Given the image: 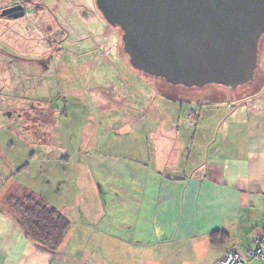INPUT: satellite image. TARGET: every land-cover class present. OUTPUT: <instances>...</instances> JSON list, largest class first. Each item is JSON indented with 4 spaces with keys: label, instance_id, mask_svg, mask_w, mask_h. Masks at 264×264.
Instances as JSON below:
<instances>
[{
    "label": "crops",
    "instance_id": "crops-1",
    "mask_svg": "<svg viewBox=\"0 0 264 264\" xmlns=\"http://www.w3.org/2000/svg\"><path fill=\"white\" fill-rule=\"evenodd\" d=\"M259 94L264 103V94ZM0 97V264H101L103 260V264H220L228 251L244 255L264 228V107L248 112L242 104L245 99L238 96L227 106L231 112L204 129L207 134L201 144L165 139L163 132L175 128L159 127L161 147L169 158L185 150L188 160L195 158L184 170L172 164L156 168L149 161L88 156L89 182H96L104 202L99 201V211L91 212L90 226H95L91 234L82 233L110 250L89 249L71 256L69 242L76 234H70L72 221L62 201L64 172L59 164L71 162L76 155L63 156L55 124L48 126L40 119L35 126L19 125L15 118L21 114L10 116L19 97ZM23 107L31 112L41 104L28 98ZM193 107L188 106V115L199 118ZM19 189L40 195L70 221L56 252L28 239L2 210L1 200ZM113 244L120 258L115 261ZM249 264H264V257Z\"/></svg>",
    "mask_w": 264,
    "mask_h": 264
},
{
    "label": "rangeland",
    "instance_id": "rangeland-1",
    "mask_svg": "<svg viewBox=\"0 0 264 264\" xmlns=\"http://www.w3.org/2000/svg\"><path fill=\"white\" fill-rule=\"evenodd\" d=\"M33 1L37 3L35 9L27 8L22 18L0 17V94L19 97L13 104L17 112L10 109L12 118L21 114L15 118L17 124H40L41 119L48 126L52 123L58 127L55 132L63 143V156L76 155L71 162L59 164L60 171L64 172L62 201L68 206L72 221L70 234L74 231L76 234L69 242L70 254L78 251L83 254L89 249L105 253L110 249L104 242L89 241L88 238L94 236L82 233L91 234L95 228L90 226L91 212L99 207V201L104 202L99 186L89 182L88 156L149 161L156 168L172 164L184 170L188 164L191 166L195 158L188 160L186 150L171 154L169 158L167 149L161 147L163 130L159 127L171 125L175 128L163 132L165 139L177 137L201 144L203 134H207L204 129L231 112L227 106L235 103L238 96L245 99L242 104L248 107V112L264 107L259 96V93L264 94V37L260 42L254 84L236 89L219 85H207L201 90L186 89L148 77L130 67L121 51L120 29L106 23L95 0ZM17 3L20 0H0V12ZM43 4L50 7L62 25L69 27L68 44L65 42V49L59 55L50 53L52 50L45 45L49 29L54 26ZM105 25L110 27L104 37ZM91 31L94 39L88 36ZM28 98L41 107L31 112L24 109V101ZM188 106H194L200 117L194 119L188 115ZM53 110L56 114L51 113ZM195 136L197 139L193 141ZM43 137L50 135L43 134ZM210 137L214 139L215 134ZM1 206L8 209L6 198L1 200ZM86 218L89 220L81 223ZM111 249L113 261L120 259L119 254L115 255L118 247L113 244Z\"/></svg>",
    "mask_w": 264,
    "mask_h": 264
},
{
    "label": "water",
    "instance_id": "water-1",
    "mask_svg": "<svg viewBox=\"0 0 264 264\" xmlns=\"http://www.w3.org/2000/svg\"><path fill=\"white\" fill-rule=\"evenodd\" d=\"M28 2V0H26ZM121 31L130 66L171 85L237 87L253 81L264 35V0H95ZM23 4L0 17L25 16Z\"/></svg>",
    "mask_w": 264,
    "mask_h": 264
},
{
    "label": "trees",
    "instance_id": "trees-1",
    "mask_svg": "<svg viewBox=\"0 0 264 264\" xmlns=\"http://www.w3.org/2000/svg\"><path fill=\"white\" fill-rule=\"evenodd\" d=\"M263 37L264 35L261 37L260 42ZM260 42L258 64L260 60ZM121 51L123 54H125L122 47V40ZM127 63H129L128 60ZM138 72L146 75L141 71ZM146 76L152 77L149 75ZM155 79L163 80L161 78ZM254 81L255 76L253 81L247 84L252 85L254 84ZM164 82L167 83L166 81ZM202 88L192 87L186 89L201 90ZM181 102L182 101H180V103ZM6 204L8 206V209H4L2 207V210L16 221V223L19 225L28 239L52 252L57 251L70 228L71 223L66 216H64L55 208L49 206L43 197L27 189H19L14 193L8 195L6 198Z\"/></svg>",
    "mask_w": 264,
    "mask_h": 264
},
{
    "label": "flooded vegetation",
    "instance_id": "flooded-vegetation-1",
    "mask_svg": "<svg viewBox=\"0 0 264 264\" xmlns=\"http://www.w3.org/2000/svg\"><path fill=\"white\" fill-rule=\"evenodd\" d=\"M17 4H19V3H17ZM20 4H23V6L25 7V11H26V9L29 7H31L32 10H34V6H36L35 4H37V3H35L33 0H28V2H26V0H20ZM12 5H14V4H12ZM43 8L49 14L51 24H52V26H54L53 28L51 27V29H49L50 34H48V37L46 38L45 45L48 49L52 50L50 53H52V54L54 53L55 55H59V53H61V51L63 49H65L63 45L69 39V36H70L69 27L66 28L64 25H62L59 22L56 14L50 9V7L43 4ZM25 15H26V13H25ZM109 27H110L109 25H105V27L103 28V31H102L103 36L105 35V33L108 32ZM94 32H96V30ZM94 32L92 33V31H91L90 34L88 35L92 39L95 38L93 35ZM95 44H96V42H95Z\"/></svg>",
    "mask_w": 264,
    "mask_h": 264
},
{
    "label": "built area",
    "instance_id": "built-area-1",
    "mask_svg": "<svg viewBox=\"0 0 264 264\" xmlns=\"http://www.w3.org/2000/svg\"><path fill=\"white\" fill-rule=\"evenodd\" d=\"M264 228L253 238V246L246 250L244 255L234 251L224 254L220 264H249L253 260L263 259Z\"/></svg>",
    "mask_w": 264,
    "mask_h": 264
}]
</instances>
